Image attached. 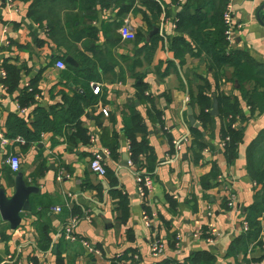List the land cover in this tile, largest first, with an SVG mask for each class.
<instances>
[{"label":"crops","instance_id":"1","mask_svg":"<svg viewBox=\"0 0 264 264\" xmlns=\"http://www.w3.org/2000/svg\"><path fill=\"white\" fill-rule=\"evenodd\" d=\"M50 1L40 13L32 15L31 2L15 1L10 10L6 0H0V127L7 135L9 119L20 116L34 131L37 108H61L75 93H83L81 85L88 80L80 78L76 85L73 77L65 75L70 66L90 77L88 91L98 99L80 119L90 136L87 144H70L65 137L43 133L38 142L28 146H0V189L5 188L12 197L18 173L39 189L31 195L32 209L23 214L16 230L0 213V264H5L8 256H16L19 264H119L114 260L132 253L139 256L134 264H247L261 258L264 251L256 247L257 242L247 248L232 247L244 234V223L248 224L247 216L262 189L249 174L248 151L264 130V114L250 115L234 69L229 67L217 93L239 99L248 118L240 124L245 136L238 159L230 164L222 153L220 117H214V124L201 140L208 148L202 152L196 148L188 109L192 108L197 120L200 108L192 102L205 80L214 94L215 80L205 55L187 53L180 59L173 49V40L178 37L175 21L187 0H107L104 3L109 7H104L102 0ZM152 3L162 6L161 14L152 11ZM234 22L241 28L229 40V49L244 52L264 65V0H236ZM123 27L130 28L136 37L141 33L144 40H124ZM155 28L159 33L151 35ZM80 54L91 59L93 65L86 66L78 58ZM67 58L76 65L68 63ZM59 62L65 64L64 69L58 67ZM9 65L18 74L17 80L15 76L9 79L16 87L14 91L7 89L1 76ZM140 83L149 85L148 94L163 112L162 125L146 119L150 130L147 139L158 163L145 202L138 193L136 174L146 169L124 165L126 155L131 161L124 115L135 107L146 116L150 108L138 98ZM30 85L37 92L34 103L23 108V113L18 98ZM257 87L248 83L244 90ZM181 138H186L181 158L171 162L173 143ZM112 148L114 156H104V160L107 169L114 172L118 187L130 198L125 224L119 222L110 179L90 169L96 150L112 153ZM10 153L20 159L18 173L5 162ZM215 163L219 168L216 175ZM227 189L236 196L234 210L227 205ZM145 206L150 211V227L144 220ZM57 207L63 209L61 213L54 211ZM75 216L81 217L77 233L102 252L100 257L79 243L58 237L62 225ZM259 219L264 241V215ZM156 240L166 246L162 259L153 258L151 253Z\"/></svg>","mask_w":264,"mask_h":264},{"label":"trees","instance_id":"2","mask_svg":"<svg viewBox=\"0 0 264 264\" xmlns=\"http://www.w3.org/2000/svg\"><path fill=\"white\" fill-rule=\"evenodd\" d=\"M14 1L31 2L32 6L30 9L32 10V15L40 13L44 6L46 7L51 2L50 0ZM105 1L107 0H102L103 6L109 7L110 5L104 3ZM117 1L119 0H112L113 3ZM172 1L176 2V0ZM228 3L229 0H187L175 21L178 37L173 40V49L180 59L187 53H191L197 57L205 55L215 80L214 94L212 93V85L208 80H205L204 85L200 88L198 97L192 102V104L200 108V115L197 117L200 127L192 129L194 145L200 152L208 148L201 140L204 137V133L214 124L215 119L210 114V111L213 108L214 99H217L219 103V117L223 122L220 133L221 140L223 141L229 138L222 153L226 161L233 164L238 159V150L245 136L240 124L247 121L248 118L239 99L228 97L217 93V91L220 85L225 82L224 74L226 69L229 67L233 68L235 81L243 91V100L250 110V115L252 117L256 116V114L263 115L264 65L256 63L244 52H233L229 49V41L226 36L227 26L224 21V13ZM151 6L152 11L154 10L158 14L162 13V6L160 4L152 3ZM136 38L140 41L144 40V36L141 33ZM78 58L86 66L93 65L92 60L85 55L80 54ZM5 69L7 78L4 83L9 91H14L16 87L13 88L9 79L14 76L15 80L18 79L17 70L12 65L6 66ZM65 75L73 77L76 85H79L78 80L80 78L88 80L81 85L85 91L83 93H75L73 97L68 98L66 104L61 108L51 109L50 111L37 108L33 124L34 131L30 130L28 123L20 116L11 117L7 123V136L9 138L15 139L22 137L27 146L38 142L43 133H53L56 136L65 137L70 144L76 143L77 141L87 144L90 141L88 130L81 126L80 119L84 115L85 109L94 105L98 97L92 91H88V83L91 79L85 76L84 71L70 66L65 72ZM248 83H254L258 87L249 92L245 91L244 87ZM36 92L37 90L34 88V85H30V87L20 92L18 98L20 107L26 108L33 104ZM148 92L149 85L147 83L138 84V98L142 102L149 103L150 108L147 111V115L143 116L138 108L131 107L128 113L124 115V133L129 141L130 160L132 163L139 165L142 169H146L147 173L153 174L158 163V158L154 148L147 139L150 130L146 124V119H153L162 125L163 112L155 107L154 99ZM235 124L237 127L233 128ZM116 146L117 144L114 145V147ZM111 152L113 157V148ZM197 159H199L198 155ZM248 159L249 174L258 185L262 186V189L256 194V203L247 216L249 230L233 244L232 248H247L257 242L256 247L264 251V241L261 236L263 229L259 219L264 215V130L250 146ZM218 169V165L215 163L213 168L214 175L219 173ZM107 176L113 186L112 197L118 205L120 213L119 222L120 224H125L129 219V195L118 187L117 178L114 176L112 170L107 169ZM145 210L147 214L150 213L148 206H145ZM134 255L135 253H132L121 258L123 260H131ZM119 259L114 260V262H117ZM210 259L212 258L208 255L207 260L210 261ZM253 261L263 262L264 255L261 258H255Z\"/></svg>","mask_w":264,"mask_h":264},{"label":"built area","instance_id":"3","mask_svg":"<svg viewBox=\"0 0 264 264\" xmlns=\"http://www.w3.org/2000/svg\"><path fill=\"white\" fill-rule=\"evenodd\" d=\"M8 7L10 10H13L15 6L14 0H6ZM236 0H229V3L227 5V9L224 13V21L227 26L226 36L228 38V41L232 38V35L234 34L235 30L237 28H241V26H238L234 22V5ZM121 34L124 40L126 41H134L136 39V34H134L130 28L123 27L121 29ZM58 67L60 69L65 68V64L62 62L58 63ZM1 76L5 80L7 78V73L5 70L1 71ZM99 87L96 88L95 93L98 94ZM20 110L24 113L26 110L20 107ZM105 115L108 116V112L104 111ZM237 127V125H233V128ZM186 138H181L179 140L174 141L173 143V153L170 156V161L175 162L180 160L183 147H184V141ZM229 140L227 138L226 140H223L222 147H225L226 142ZM24 144L25 140L22 137H17L15 139L9 138L6 133L1 129L0 127V146L2 147H9L13 144ZM111 153L109 150L101 149L100 151L96 150L93 154V158L90 164V169L93 173L97 174L100 177H106L107 175V167L104 160V156H110ZM6 164L10 167V170L14 173H18L21 169V163L20 159L17 155L10 153L8 157L5 160ZM129 165H133L132 161H129ZM153 174H149L144 171L137 172L136 174V181H137V187H138V193L142 200L145 202L148 194L152 191L153 185H154V179ZM227 205L230 209L234 210L236 208V196L231 192V190L227 189ZM61 207H57L54 209L56 213L62 212ZM144 220L147 227H150V221L151 217L147 213H144ZM81 222L80 216H75L70 218V220L66 223H64L59 230L58 237L61 239H64L66 242L70 243H79L82 245V247L89 253H91L94 256L100 257L102 255V252L93 246L89 241L83 239L78 233H77V227L79 223ZM249 230V226L247 222L244 223V230L243 232L246 233ZM214 232V231H213ZM198 238L199 235H196ZM180 239L178 238L177 241ZM177 247L181 250V244L180 242H177ZM166 250L165 244L161 240H156L151 244V253L153 258L155 259H162L164 256ZM120 256L118 259L119 264H134L135 261L139 259L138 255H134L131 260L124 261ZM117 261V262H118ZM5 264H19L18 258L16 256H8L4 262ZM29 264H35L34 262H30ZM247 264H264V262H250Z\"/></svg>","mask_w":264,"mask_h":264},{"label":"water","instance_id":"4","mask_svg":"<svg viewBox=\"0 0 264 264\" xmlns=\"http://www.w3.org/2000/svg\"><path fill=\"white\" fill-rule=\"evenodd\" d=\"M159 33V29L155 28L151 35ZM67 62L76 65L72 58H67ZM189 122L191 127L199 128V123L193 115L192 108L188 109ZM213 117H219V103L217 99L213 101V109L210 111ZM124 165L128 166L129 156L124 157ZM15 193L12 197H9L5 188L0 189V213L3 220L7 221L12 230H16L23 220V214L29 213L32 209L30 197L33 194H37L39 189L35 186L29 185L22 173H18L14 180Z\"/></svg>","mask_w":264,"mask_h":264}]
</instances>
